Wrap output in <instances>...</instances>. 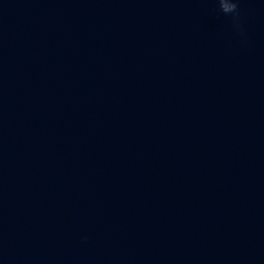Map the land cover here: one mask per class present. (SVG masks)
Returning a JSON list of instances; mask_svg holds the SVG:
<instances>
[{
  "label": "water",
  "instance_id": "water-1",
  "mask_svg": "<svg viewBox=\"0 0 264 264\" xmlns=\"http://www.w3.org/2000/svg\"><path fill=\"white\" fill-rule=\"evenodd\" d=\"M236 2L0 0V264H264V0Z\"/></svg>",
  "mask_w": 264,
  "mask_h": 264
},
{
  "label": "clouds",
  "instance_id": "clouds-1",
  "mask_svg": "<svg viewBox=\"0 0 264 264\" xmlns=\"http://www.w3.org/2000/svg\"><path fill=\"white\" fill-rule=\"evenodd\" d=\"M219 4V11L224 15H231L234 23H239V9L236 0H232L231 4H228L226 0H217Z\"/></svg>",
  "mask_w": 264,
  "mask_h": 264
}]
</instances>
